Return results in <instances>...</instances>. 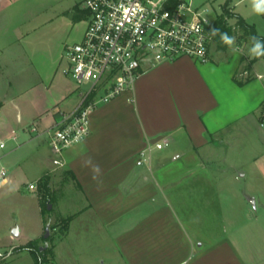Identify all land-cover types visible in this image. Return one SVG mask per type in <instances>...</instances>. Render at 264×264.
Here are the masks:
<instances>
[{
	"label": "crops",
	"instance_id": "obj_1",
	"mask_svg": "<svg viewBox=\"0 0 264 264\" xmlns=\"http://www.w3.org/2000/svg\"><path fill=\"white\" fill-rule=\"evenodd\" d=\"M60 1L0 0V118H6L0 134L11 132L13 138L16 128L30 133L28 142L18 141L2 154L13 152L16 159L10 182L32 171L36 184L47 175L53 190L60 167L74 182L54 195L61 218L55 224L71 219L56 239L52 264H264V222L259 205L248 201L264 187V158L251 157L254 188L239 184L246 174L236 173L242 164L228 156L236 123L264 117V73L258 66L264 57L245 66L236 45L238 66L229 58L214 65L190 57L156 65L94 109L89 133L57 165L46 130L81 95L64 71L57 76L55 64L69 43L41 41L44 21L55 15L44 10ZM72 2L62 8L86 18L82 0L75 11ZM236 3L231 0L232 10L249 22ZM43 89L53 93L38 95ZM9 118L15 125L10 129ZM33 124L38 131L29 129ZM163 139L169 145L153 147L150 160L137 164L142 148ZM29 159L32 169L26 170ZM36 189L41 236L50 222Z\"/></svg>",
	"mask_w": 264,
	"mask_h": 264
},
{
	"label": "built area",
	"instance_id": "obj_2",
	"mask_svg": "<svg viewBox=\"0 0 264 264\" xmlns=\"http://www.w3.org/2000/svg\"><path fill=\"white\" fill-rule=\"evenodd\" d=\"M82 0L87 26L83 38L65 46L67 65L64 73L81 89L79 103L73 110L60 112L61 118L46 130L55 154L53 162L63 165L62 154L90 131V117L101 103L132 87L146 71L162 62L190 57L200 62L211 59L214 35L212 23L202 15L193 0ZM259 77L262 74H258ZM84 81H91L82 89ZM31 131H38L33 124ZM13 138L17 134L13 131ZM169 145L163 139L138 152L137 164L150 160L153 147ZM6 147L0 140V149ZM0 169V182L6 178ZM30 189L37 184H28Z\"/></svg>",
	"mask_w": 264,
	"mask_h": 264
},
{
	"label": "rangeland",
	"instance_id": "obj_3",
	"mask_svg": "<svg viewBox=\"0 0 264 264\" xmlns=\"http://www.w3.org/2000/svg\"><path fill=\"white\" fill-rule=\"evenodd\" d=\"M73 1V2H72ZM239 0H233V4ZM74 4L73 8L76 5H79L81 0H61L58 4L53 7H48L44 10V13L53 11L55 15L50 20H45L41 31L44 33V38L41 41H47L49 44H58L62 43H74L78 42L83 38L86 26L87 18L76 14L71 11V9L62 8L65 3ZM164 2V0H153L152 4L158 6ZM226 1L224 0H193V4L199 6V9L202 12V15L212 22L218 13L223 12V8ZM236 10L240 11L248 17L250 23H253L258 30V33L264 35V15H257L252 10L251 0H241L236 3ZM75 11V8H74ZM45 17V16H44ZM229 22L234 26L233 35L235 37V46L240 45V50L242 51V56H244L245 61L243 64L247 66L249 61V48L251 46V37L250 34L241 29L237 25V19L231 17L228 19ZM43 43V42H42ZM64 45L62 46V55L57 60L55 66L58 68V74L63 71V68L67 65V59L64 56ZM212 59L208 60L207 64H216L220 61L231 60L232 64L238 66L239 60L241 59V53L238 51H231L228 48L223 49L219 47L216 43L212 46ZM224 57L226 59H224ZM60 60V61H59ZM198 61V60H196ZM200 62V61H198ZM58 65V66H57ZM259 70L264 73V64H259ZM56 69V68H55ZM54 69V70H55ZM64 74V73H63ZM252 75L250 72H245L244 76ZM58 78L61 76L57 75ZM70 81L74 86L78 84L72 78ZM91 85V81H84L81 84L82 89H87ZM47 92L53 93L51 90L48 91L43 89L38 95H45ZM0 122L6 124V118H0ZM260 122L264 123V117L257 118L256 122L249 121L248 118H244L240 121L239 124L236 123L235 127L237 128L236 138L229 145L230 150L228 151L229 158L236 162L240 168L236 173H245L246 176L239 180L241 186L254 184L255 188V175L254 162L251 157L259 155L260 158H264V127L260 126ZM3 123H0L4 125ZM8 128L15 126L12 118L8 119ZM235 128V129H236ZM18 139L14 140L11 136V132L5 138H2L0 134V140H3L6 144V147L0 149V169L2 167L6 170L7 178L9 179L3 185H0V264H34L33 258L30 252L26 249L19 250V247L22 246L30 238H35L39 235L40 230L37 229V221L39 218V202L37 189H30L27 183L34 182V173L28 171V176L22 175L21 177H14L15 181L10 182V177L12 175L11 166L15 164L16 159L13 158V152L11 154L4 156L2 154H7L13 147L15 143L21 142L22 144L29 141L30 133L27 131L25 133L22 129L16 128ZM37 132H33L35 135ZM17 141V142H16ZM26 141V142H25ZM228 146V147H229ZM226 149H221L220 154L225 156ZM227 156V155H226ZM32 159L26 160L23 164V168L26 170L32 169ZM31 168V169H30ZM67 173L64 168L60 167L57 173V176L52 181L53 190L51 193L53 195L54 206V195L57 194L59 188H67L68 186L72 187L74 182L72 181L70 175ZM65 179V181H63ZM1 183V182H0ZM17 185V189L14 187ZM248 201L252 204V207H255L257 203L258 216L264 222V187L262 190L256 191L253 196L248 198ZM49 203L47 204V209L44 212L46 219L50 222L46 234L48 236L54 237V241L63 234L64 230L61 228V225L53 227L60 218V212L57 210V207L53 209L49 208ZM255 210V209H254ZM65 215V214H63ZM45 234V231H44ZM39 237V236H38ZM52 239L48 241H43L41 239L40 244H47L48 246L52 245ZM111 255L107 256L108 259ZM52 264V263H50Z\"/></svg>",
	"mask_w": 264,
	"mask_h": 264
},
{
	"label": "trees",
	"instance_id": "obj_4",
	"mask_svg": "<svg viewBox=\"0 0 264 264\" xmlns=\"http://www.w3.org/2000/svg\"><path fill=\"white\" fill-rule=\"evenodd\" d=\"M230 2L231 0H226V3L223 8V12L218 13L215 19L209 25V29L214 35L215 43L223 49H226L229 47L228 45L222 42L219 33H227L229 36L232 37L233 32H234L233 31L234 26L228 20L231 17H235L237 19V25L241 29L247 31L250 34V37H257L258 39L264 40V35L258 34L255 28V25L253 23L248 22L244 17L235 13L232 10ZM216 29H218L219 32L213 31ZM258 58L259 57H253L252 59H250L249 62L247 63V66H250ZM242 59H245L244 56L242 57ZM37 188L39 191L40 204L42 206V211L44 213L45 210L47 209L46 207L47 204L48 203L50 204L53 202V195L50 190L49 177L47 175H44L39 179ZM70 219L71 217H66L62 219L59 224H54L53 227L55 228L57 227V225H61V228L65 232L66 229L68 228ZM41 239H43V241H48L52 239L53 243L50 246H48L47 244H40ZM54 246H55L54 237L48 236L45 231V234L39 237L33 238L29 240L27 243L20 246L19 250L26 249L30 251L34 258V264H50L54 261V258H55Z\"/></svg>",
	"mask_w": 264,
	"mask_h": 264
},
{
	"label": "clouds",
	"instance_id": "obj_5",
	"mask_svg": "<svg viewBox=\"0 0 264 264\" xmlns=\"http://www.w3.org/2000/svg\"><path fill=\"white\" fill-rule=\"evenodd\" d=\"M252 10L257 15H264V0H251ZM219 32L218 29L213 30ZM223 43L229 46V49L233 52L239 49L235 46V37L229 36L227 33H219ZM249 54L253 57L264 56V40L257 37H251V46L249 48Z\"/></svg>",
	"mask_w": 264,
	"mask_h": 264
}]
</instances>
